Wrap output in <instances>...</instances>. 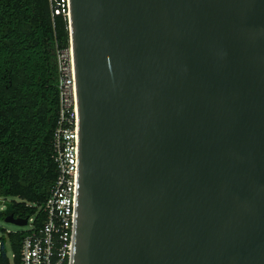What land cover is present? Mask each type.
<instances>
[{"label": "water", "instance_id": "95a60500", "mask_svg": "<svg viewBox=\"0 0 264 264\" xmlns=\"http://www.w3.org/2000/svg\"><path fill=\"white\" fill-rule=\"evenodd\" d=\"M68 24L70 264H264V0H69Z\"/></svg>", "mask_w": 264, "mask_h": 264}, {"label": "trees", "instance_id": "16d2710c", "mask_svg": "<svg viewBox=\"0 0 264 264\" xmlns=\"http://www.w3.org/2000/svg\"><path fill=\"white\" fill-rule=\"evenodd\" d=\"M58 1L0 0V219H27L25 230H2L0 264H11L7 245L20 263L23 238L47 219L58 174L56 51L70 47L68 18L54 13Z\"/></svg>", "mask_w": 264, "mask_h": 264}, {"label": "built area", "instance_id": "2783aa9c", "mask_svg": "<svg viewBox=\"0 0 264 264\" xmlns=\"http://www.w3.org/2000/svg\"><path fill=\"white\" fill-rule=\"evenodd\" d=\"M54 13L69 16V0H59ZM58 120L53 133L58 174L45 202L47 219L25 235L19 264H70L76 222L79 112L70 47L56 51ZM3 202V201H2ZM0 206V210L3 209ZM32 218L28 220L31 222ZM13 263V262H12Z\"/></svg>", "mask_w": 264, "mask_h": 264}, {"label": "rangeland", "instance_id": "374dc122", "mask_svg": "<svg viewBox=\"0 0 264 264\" xmlns=\"http://www.w3.org/2000/svg\"><path fill=\"white\" fill-rule=\"evenodd\" d=\"M2 204H4V202H2V201L0 200V206H1ZM3 229L11 230V231H17V230H25V229H27V227H18V226H15V225H12V224L6 223V222H4V220H1V219H0V235L2 234V230H3ZM7 255H8V257H9V260H10L11 264H13V263H12V253H11V250H10V248H9L8 245H7Z\"/></svg>", "mask_w": 264, "mask_h": 264}]
</instances>
